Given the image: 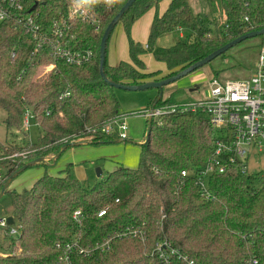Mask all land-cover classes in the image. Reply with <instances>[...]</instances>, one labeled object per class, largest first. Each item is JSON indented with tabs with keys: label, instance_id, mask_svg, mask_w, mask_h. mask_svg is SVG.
<instances>
[{
	"label": "trees",
	"instance_id": "16d2710c",
	"mask_svg": "<svg viewBox=\"0 0 264 264\" xmlns=\"http://www.w3.org/2000/svg\"><path fill=\"white\" fill-rule=\"evenodd\" d=\"M65 1H40L35 10L46 25L57 5ZM115 1V11L102 14L98 32L85 22L73 26L74 48L94 54L82 67L55 60L48 48L35 49L36 41L23 27L0 22L4 125L7 130L21 128L25 111L32 108L29 112L40 130L37 142L26 148L1 146L2 158L15 156L2 161L0 157V164L8 162L9 166L0 179V192L4 182L25 164L39 160L31 167L48 166L79 139L94 137L90 145L122 142L116 134L101 132L120 116L109 82L137 86L168 79L232 40L264 29V0H206L211 11L221 13L214 33L192 13L188 0H170L162 15L155 14L145 46L129 39V62L109 66L105 57L106 82L99 74L101 37L127 2ZM161 1L134 2L119 21L128 36L132 24ZM177 28L189 32L185 40L167 48L155 47L159 37ZM146 53L164 63L166 72H146L141 59ZM48 65L52 69L43 74ZM151 104L173 103L158 95ZM147 127L137 167L117 168L90 188L73 178L69 168L58 176L44 173L22 192L7 187L4 195L9 198L11 216L20 224V235L7 238L15 244L16 253L11 249L2 255L0 248V264H164L156 252L163 241L194 264L253 260L264 264V182L256 186L254 175L229 171L209 177L212 198H202L193 177L183 180L180 172L202 169L211 158L216 135L208 117L201 112H176L163 116L160 125ZM118 187L125 190V196L117 195ZM105 208V215L97 218ZM77 210L79 221L72 218ZM138 230L144 234L143 241L131 235ZM106 239H110L108 252L97 250L84 256L78 251ZM179 255H170V263L185 264Z\"/></svg>",
	"mask_w": 264,
	"mask_h": 264
},
{
	"label": "built area",
	"instance_id": "2783aa9c",
	"mask_svg": "<svg viewBox=\"0 0 264 264\" xmlns=\"http://www.w3.org/2000/svg\"><path fill=\"white\" fill-rule=\"evenodd\" d=\"M40 1L45 0H0V22L12 21L14 25L23 27L28 37L36 41L35 49L48 48L55 60L64 61L75 67L90 63L93 59V51L76 49L72 44L73 26L78 22H85L98 32L102 24V14H112L116 8V1L66 0L64 5H57L54 15L46 25L39 17V11L35 10ZM52 67L53 65H48L44 68L49 71ZM207 93L206 98L187 104L173 103L168 106L153 104L139 114L145 117L147 122L151 120V123L156 125L161 124L163 116L176 112H201L208 117L216 135L212 156L204 168L182 170L180 177L183 180L193 177L201 197L211 199L212 194L207 187L209 177L229 171L244 176L249 175V157L264 153V51L259 55L257 69L246 80L222 82L216 78L210 83ZM65 96L70 95L66 93ZM30 120L33 118L26 110L21 127L27 130ZM101 132L116 134L120 141H128V128L123 116L104 125ZM2 176L0 172V179ZM118 202L119 199L116 198L115 203ZM106 211L107 208L100 210L96 215L97 218L103 217ZM6 218L0 219V229L13 238L18 237L20 224L13 217V224L8 225ZM72 218L79 221L80 211H75ZM131 235L138 237L141 241L144 240V234L139 230L132 232ZM97 250L108 252L110 239L104 240L93 248H78L79 253L84 256H90ZM156 252L164 264H171L170 255H179L168 241L159 244ZM179 258L185 264H194L180 255ZM245 264H257V261L253 260Z\"/></svg>",
	"mask_w": 264,
	"mask_h": 264
},
{
	"label": "rangeland",
	"instance_id": "374dc122",
	"mask_svg": "<svg viewBox=\"0 0 264 264\" xmlns=\"http://www.w3.org/2000/svg\"><path fill=\"white\" fill-rule=\"evenodd\" d=\"M169 2L170 0H167L164 7ZM188 2L192 13L195 16L201 17L200 22L204 23L206 21L205 26H210L212 33H214V29L216 28L214 24L219 23L221 13L218 10L211 11L206 0H188ZM162 7L160 5V8ZM152 10H148L144 17L132 24L129 36L124 30L122 23L117 24L113 28L106 45V61L109 66H117L122 61L129 62V39L143 46L146 45L151 25L149 17H151ZM164 10L166 9L160 12H164ZM177 39L178 32L173 31L159 37L155 43V47H170ZM185 39L186 37L183 38V40ZM262 51H264V36L252 38L236 45L197 71L176 82L165 85L161 91L157 89L126 91L113 88V95L119 105V117H125L128 128V141L90 145L94 137L79 139L76 141L78 146L68 148L58 159L48 164V166L37 165L19 174L11 182V188L18 191L27 189L31 178L38 177L39 179L44 173L50 176H58L67 168H69L71 176L78 180L83 187L90 188L94 183L106 178L110 172L117 168H136L139 162L140 145L146 138L148 128L147 120L139 113L151 107V102L156 96H160L161 94L162 100H169L176 105L202 100L208 96L209 85L216 78L222 82L246 80L257 69L258 58ZM141 58L145 64L146 72H166L165 64L157 62L151 53H146ZM46 71L45 69L43 74ZM5 117V112L0 110L1 161L13 158L15 155L9 158H2L3 151L1 146L5 149L9 147L13 149L26 148L36 143L40 134V130L36 127L33 120L29 121L27 130L22 127L7 130L4 125ZM8 167V162L0 164V171L3 177ZM98 170L101 171L99 178L97 177ZM248 173L255 176L254 185L257 186L260 182H264V153L249 157ZM117 195L125 196V190H120L118 187ZM9 216H11L10 201L7 195H3L0 199V219ZM8 237L9 235L6 231H0V248L4 250L2 255H6L11 249V253L17 252V249L13 246L15 244L10 239H7ZM1 249L0 251L2 252Z\"/></svg>",
	"mask_w": 264,
	"mask_h": 264
},
{
	"label": "water",
	"instance_id": "95a60500",
	"mask_svg": "<svg viewBox=\"0 0 264 264\" xmlns=\"http://www.w3.org/2000/svg\"><path fill=\"white\" fill-rule=\"evenodd\" d=\"M135 1L136 0H127V2L119 10V12L114 17V19L111 21V23L106 27V29H105L102 37H101L100 46H99V74L106 82H108V80L104 74V65H105L107 41L110 37L111 32L113 31V28L119 23L120 19L128 12V10L131 8V6L134 4ZM260 36H264V29L246 33V34L232 40L231 42L225 44L224 46H222L221 48H219L218 50H216L214 53L210 54L206 58L198 61L197 63H194L193 65H191L187 69L183 70L182 72H180L177 75H174L168 79H164L161 81H152V82L144 83V84L137 85V86H126V85L116 84L113 82H109V84L115 89L126 90V91H144V90H149V89H157V90L161 91V89L165 85L176 82L177 80L197 71L201 67H203V66L209 64L210 62H212L213 60H215L216 58L222 56L227 51H229L230 49L235 47L236 45H238V44H240L246 40H249L252 38H257ZM160 97H161V94H160L159 98ZM28 111H32V108L28 109ZM150 124H151V120L148 121V125H150ZM148 133H149V129H147L146 134L148 135ZM76 146H78L77 143H71L68 145V147H76ZM65 148H63L62 151L65 150ZM38 161L39 160H35V161H32L30 163L25 164L14 175H12L9 179H7L5 181L4 185L2 187V190L0 192V199L5 194V191H6L7 187L9 186L10 182L17 175L21 174L22 172H24L25 170L30 168L32 165L36 164ZM100 176H101V171L98 170L97 171V177L99 178ZM6 223L8 225H12L13 224V217L12 216L7 217Z\"/></svg>",
	"mask_w": 264,
	"mask_h": 264
},
{
	"label": "crops",
	"instance_id": "0c3cea01",
	"mask_svg": "<svg viewBox=\"0 0 264 264\" xmlns=\"http://www.w3.org/2000/svg\"><path fill=\"white\" fill-rule=\"evenodd\" d=\"M165 2L167 3V0H163V1H161L156 7H154V8H151L149 11H151L152 9H154V10H152V14H151V17H149V15H148V17H149V20L151 19V23H152V21H153V18H154V16H155V14L156 13H158L159 15H162L164 12H165V10H164V12H160V11H163V9H167V5L164 7V4H165ZM160 5H162L163 7L162 8H160ZM147 13V12H146ZM161 13V14H160ZM146 14H144L142 17H144ZM141 17V18H142ZM147 17V18H148ZM141 18H139V19H141ZM138 19V20H139ZM138 20H136V21H138ZM135 21V22H136ZM150 27H151V25H150ZM149 31H150V29H149ZM174 31H177L178 32V39L177 40H175V42H174V44L177 42V41H179V40H183V38H187L188 37V35H189V32L187 31V30H185V29H181V28H178V30L177 29H175ZM148 35H149V32H148ZM158 40V39H157ZM173 44V45H174ZM156 45V44H155ZM145 46V45H144ZM142 59V58H141ZM143 61V60H142ZM144 63V62H143ZM162 73H165V72H162ZM37 179H38V177L36 178H31V182H30V185L27 187V189H30L32 186H33V184L37 181ZM11 183L9 184V186H8V191H16V192H22L23 190H25V189H23V190H16V189H13V188H11Z\"/></svg>",
	"mask_w": 264,
	"mask_h": 264
}]
</instances>
